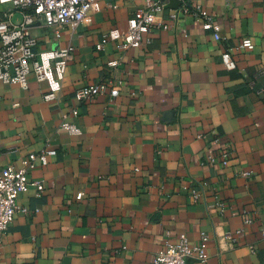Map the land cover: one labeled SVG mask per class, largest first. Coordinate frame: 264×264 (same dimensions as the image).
<instances>
[{"label":"crops","instance_id":"obj_1","mask_svg":"<svg viewBox=\"0 0 264 264\" xmlns=\"http://www.w3.org/2000/svg\"><path fill=\"white\" fill-rule=\"evenodd\" d=\"M188 1L191 11L173 21L181 1L166 0L157 22L169 27H155L139 48L97 46L113 29L126 33L145 0H100L59 39L43 24L32 29L37 50L71 44L74 56L57 102L43 99L49 85L33 74L27 89L0 82V172L56 152L30 173L45 190L19 196L29 211L0 235V264H153L182 234L193 243L210 236L205 264H264V0ZM198 6L222 42L203 28ZM247 38L254 48L238 49ZM227 46L235 69L223 63ZM101 82H118L119 96L76 99ZM68 115L82 134L60 128ZM225 147L227 167L205 163Z\"/></svg>","mask_w":264,"mask_h":264},{"label":"built area","instance_id":"obj_2","mask_svg":"<svg viewBox=\"0 0 264 264\" xmlns=\"http://www.w3.org/2000/svg\"><path fill=\"white\" fill-rule=\"evenodd\" d=\"M100 0H0V6L7 7L0 12V82L8 85H19L28 88V78L34 75L38 82H46L50 91L43 96L48 103L59 100L67 75L69 63L73 60L74 47L69 44L61 48L37 50L38 38L32 29L37 24H43L56 39L62 36L66 29L76 31L88 14L97 6ZM144 6L139 7L129 20V29L122 33L113 29L103 36L98 50H103L108 42H121L120 49L139 48L143 45L144 37L150 34L155 27L168 28L157 22L167 6L166 0H145ZM181 6L171 15V20L191 11L188 0H180ZM195 16L203 22V28L211 31L213 37L222 42L220 26L214 24L208 12L202 6L194 9ZM19 15L20 21L15 17ZM254 45L250 39H244L238 49L252 50ZM235 49L227 46L222 53V60L227 69H235L233 58ZM111 67H116L118 61L112 62ZM253 85V83H252ZM109 91L112 100L120 94L119 83L101 82L86 86L75 92L79 102L92 101L100 94ZM264 93V89L260 90ZM73 117L79 116L78 110H73ZM65 116L60 128L71 135L82 134L75 123L68 121ZM55 151L43 150L40 154H31L22 160V167L14 169L7 167L0 172V235L4 234L19 213H28V209L17 204L19 196L26 193L30 186H35L41 195L45 190L44 182H30V173L40 160L47 164V158L55 155ZM232 158V149L225 147L218 155H208L205 163L227 167ZM243 177L249 178L252 172H242ZM195 202L201 199V194L192 190ZM242 231H237L240 234ZM210 236L203 234L197 243H193L186 234H182L176 241H167L163 250L155 254L153 264H187L189 259L197 260L203 264L209 260L208 242Z\"/></svg>","mask_w":264,"mask_h":264}]
</instances>
